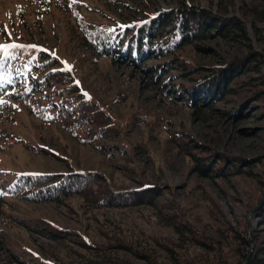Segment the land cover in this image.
Listing matches in <instances>:
<instances>
[{"label":"rangeland","instance_id":"rangeland-1","mask_svg":"<svg viewBox=\"0 0 264 264\" xmlns=\"http://www.w3.org/2000/svg\"><path fill=\"white\" fill-rule=\"evenodd\" d=\"M262 1L0 0V42L52 51L88 97L107 108L116 124L109 137L85 144L82 131L67 130L59 122L30 113L27 102L10 97L28 86L30 73L24 71L20 84L0 93V179L9 185L23 172L97 171L115 190L138 188L146 182L163 185L165 193L159 203L173 206V213L188 219L208 238L232 243L236 240L232 228L248 229V233L258 229L254 208L264 194V68L240 78L238 81L254 76L255 84L241 83L244 88L237 86V94L227 97L216 110L204 106L196 112L169 95L162 83L141 67L100 56L87 47L77 26L80 21L128 25L185 5L204 8L224 19L242 20L248 42L208 39L183 46L174 55L182 65L202 71L244 57L250 49L264 53V21L252 11ZM31 55L22 57L20 65H28ZM156 62L161 60L149 63ZM173 73L178 72L169 74ZM178 76L173 75V80ZM259 90L263 92L254 98V104L248 103ZM246 101L242 118L231 115L233 107ZM180 135L199 144L198 150L177 144ZM214 152L251 160V168H246L250 174L221 179L200 175L196 155ZM6 199L0 221V264L90 255L84 238L103 246L118 236L131 237L140 244L156 235L176 237L173 229L161 222L159 210L151 206L95 208L80 195L44 203ZM44 221L73 235L64 239L43 235L40 228ZM222 234L229 235V240L222 239ZM260 234L264 239V232ZM252 243L255 246L254 240ZM119 253L136 264H149L129 252ZM155 254L165 260L161 251Z\"/></svg>","mask_w":264,"mask_h":264},{"label":"trees","instance_id":"trees-1","mask_svg":"<svg viewBox=\"0 0 264 264\" xmlns=\"http://www.w3.org/2000/svg\"><path fill=\"white\" fill-rule=\"evenodd\" d=\"M260 3L252 11L264 21V0ZM79 25L77 30L83 35L87 47L96 50L100 56L128 61L141 67L155 77L157 82L162 83L163 89L169 95L194 107L196 112L202 111L204 106H211L216 110L217 105L227 97L237 94V86L240 85L239 89L244 88L241 83L255 84L254 76L238 81L240 78L246 77L249 72L259 73L264 68V53L251 49L244 57L206 67L202 71H195L196 67L190 68L179 63L174 55L183 46L199 45L208 39L238 43L250 40L242 20L236 17L224 19L197 6L185 5L173 12H159L155 16L128 25L97 21H80ZM4 45L17 47H0V75L9 77L14 84H19L24 71L30 73L28 86L12 93V99L27 102L29 112L37 114L45 121L59 122L70 131H82L85 144L109 137L115 132L116 124L112 122L113 117L107 108L88 97L56 54L45 47H29L13 41L0 42V46ZM203 49L208 51L206 47ZM27 55L31 57L28 65L24 67L20 65V59ZM154 60L161 62L149 63ZM171 71L178 73L169 74ZM175 74H179L180 79L173 80L172 76ZM262 79L261 84H264V75ZM261 92L263 90L251 95L248 103L253 102L255 97L258 98ZM247 101L233 107L234 113L231 115L242 118ZM181 136L176 138L177 144L198 150L199 144L189 137ZM196 161V169L200 175L210 179L249 175L246 168L252 166L251 160L218 152L205 156L197 154ZM105 181L103 175L97 171L72 169L23 172L9 185L0 179V221L5 215L6 196L44 203L60 202L64 198L80 195L95 208L155 207L159 210L161 222L171 227L176 237L163 238L156 235L154 239L148 238L144 244H140L131 237L118 236L113 243L103 246L84 238V248L92 253L90 255L76 253L73 258L38 257L35 261L26 263L136 264L125 254L119 253L123 250L149 264H264V239L260 238V233L264 232V202L254 210L260 226L258 229L248 233V229L232 228L235 233L232 234L233 239L236 240L222 243L221 240L202 235L188 219L173 213V206L159 203L165 193L163 185L146 182L138 188L115 190ZM40 229L43 235L53 238L64 239L67 235H73L72 232L45 221ZM221 236L225 240L230 238L229 235ZM252 240L255 242L254 248L251 247ZM156 250L162 252L161 256L165 260L159 259L155 254Z\"/></svg>","mask_w":264,"mask_h":264},{"label":"water","instance_id":"water-1","mask_svg":"<svg viewBox=\"0 0 264 264\" xmlns=\"http://www.w3.org/2000/svg\"><path fill=\"white\" fill-rule=\"evenodd\" d=\"M262 198H261V200H260V202H259V204L256 206V208H258L263 202H264V194H263V196H261ZM256 208H254V210L256 209ZM253 246H254V243H252V248H253ZM245 264V263H244Z\"/></svg>","mask_w":264,"mask_h":264},{"label":"snow or ice","instance_id":"snow-or-ice-1","mask_svg":"<svg viewBox=\"0 0 264 264\" xmlns=\"http://www.w3.org/2000/svg\"><path fill=\"white\" fill-rule=\"evenodd\" d=\"M0 47H3V48H7V47H17V45H11V46H9V45H4V46H0Z\"/></svg>","mask_w":264,"mask_h":264}]
</instances>
